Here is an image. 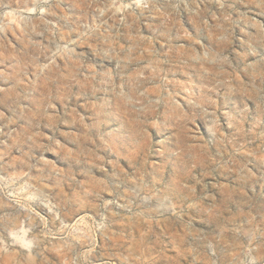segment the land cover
Listing matches in <instances>:
<instances>
[{
	"label": "rangeland",
	"instance_id": "obj_1",
	"mask_svg": "<svg viewBox=\"0 0 264 264\" xmlns=\"http://www.w3.org/2000/svg\"><path fill=\"white\" fill-rule=\"evenodd\" d=\"M0 264H264V0H0Z\"/></svg>",
	"mask_w": 264,
	"mask_h": 264
}]
</instances>
